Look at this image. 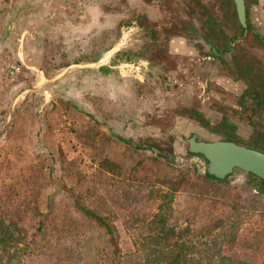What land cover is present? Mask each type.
I'll use <instances>...</instances> for the list:
<instances>
[{"label": "rangeland", "instance_id": "1", "mask_svg": "<svg viewBox=\"0 0 264 264\" xmlns=\"http://www.w3.org/2000/svg\"><path fill=\"white\" fill-rule=\"evenodd\" d=\"M67 1L66 53L42 54L45 63L41 70L17 65L10 57L0 65V222L8 225L15 239L14 246L7 247L13 254L10 264H138L140 254L133 242L156 212L158 194L174 188L175 200L183 182L197 181L205 172L204 159L186 151V143L177 135L179 128H202L264 151V108L252 121L245 114L254 102L251 79L256 81L257 75L253 72L247 84L241 82L243 92L238 96L226 90L218 97L212 89L225 87H213L210 74L205 82L202 75L195 74L205 68L207 60L214 62L206 38L217 51L229 43L230 21L220 6L225 0H199L205 10L196 0H174L166 11L149 0H124L127 9H135L138 15L155 22L164 18L178 21V26L182 20L190 29L182 50L189 53L195 49L198 54L192 59L188 54L182 60L174 57L173 68L161 73L155 65L150 68L151 63L145 68L135 64L142 60L136 54L129 61L117 57L111 63L115 52H137L147 45L149 38H144L140 27L121 20L112 28L111 22L96 19L99 11L91 5ZM110 6H102L103 11L112 12ZM224 8L230 11L232 7L229 3ZM259 24L256 22V27L262 28ZM244 45L248 46V58L257 59L251 61L252 66L263 70L259 62L264 58L258 59L252 38H246ZM103 49L109 50L102 54ZM228 55L221 54L224 63ZM102 62L109 68L97 69ZM261 75L264 85V70ZM37 76L42 82L52 79L41 89L26 91L24 98H30L26 105L35 114L14 116L17 94L38 81ZM135 95L137 100L131 105L136 114L127 101ZM34 97L37 101L33 104ZM230 103L235 107L226 111ZM202 105L217 113L228 112L236 123L228 116L224 128L213 132L210 125L220 115H203L207 107L198 110ZM163 109L186 111L165 116ZM125 121H131L132 126L127 138L116 133L126 126L122 125ZM235 124L243 128H232ZM150 144L159 145L161 152L151 151ZM108 157L120 164L107 161ZM246 174L235 171L226 178L245 176L255 187L258 181H250ZM247 199L249 196L226 214L216 215L203 201L196 206V200L181 196L170 223L187 224L192 233L212 236L226 255L248 264H264V202ZM81 206L103 216L112 226L114 252L105 229L84 215Z\"/></svg>", "mask_w": 264, "mask_h": 264}, {"label": "crops", "instance_id": "2", "mask_svg": "<svg viewBox=\"0 0 264 264\" xmlns=\"http://www.w3.org/2000/svg\"><path fill=\"white\" fill-rule=\"evenodd\" d=\"M77 1L78 2L76 6H86V4H88L91 5L92 8L98 10L99 13L96 15L97 20H101V22H104L103 20L109 21V23L111 22L113 24L112 28L115 25H119V14L115 13L114 11L104 12L102 7L112 4L114 0ZM67 3V0H0V65L4 63L3 60L7 59L6 57H10L13 59L12 61H14L17 65L19 63L21 66H24L26 68H36L37 70H41L45 63V59L42 54L51 52L66 53ZM131 26L134 25L131 24ZM108 50L109 49H103L101 50V52L103 54V52H107ZM184 54H188L187 56L192 59L198 53L195 49H193V51H190L189 53H185V51L183 50L180 54L175 55V57H180L179 59L182 60L185 56ZM210 61V59L207 60V64L205 63V68L195 70V74L197 76H203L204 82L205 78L209 74L212 77L219 75L220 67L216 62ZM134 63H140V65H142V67L144 68L147 65H150L149 62L145 60ZM105 65L106 62H102L97 64L96 67L98 69L100 67H104ZM119 65L120 64H118L116 67H118ZM106 67L109 66L106 65ZM110 67L113 68L114 65ZM151 67H153V64L150 65V68ZM40 73L41 76L44 77L43 72ZM37 77L38 81L32 83L30 88L19 91V93L17 94L14 100L15 102L17 101V107L12 109L14 116L28 117V115L30 116V113L32 114V116L35 114V111L31 110L32 107L26 105L27 101L30 99L24 98L25 96L27 97V95H25L26 91L32 89L35 90L36 88L41 89L44 87L46 81L52 79H43L42 82L40 77ZM177 78L178 80L182 81L179 75H177ZM182 78H184V75H182ZM232 79L233 78H231V80H228L227 83L234 85ZM226 87L231 88L228 84H226ZM233 87L231 89H228L229 92L237 91V89ZM21 97L23 101L22 99L19 100V98ZM136 100V95L134 97L128 98L127 100L134 114H136V108L133 109L131 102L133 101L134 103L136 102ZM35 101H37V98H32L33 104L36 103ZM152 102L154 105L155 101L152 100ZM181 106H184V102L181 103ZM203 108H206L205 111L203 110ZM198 110L204 111L203 115H207L213 118H217V116L219 115L216 111H213L208 108V106L204 105H202L201 108L199 107ZM207 116L204 117L207 118ZM124 124H126V126L120 127L118 129V132L116 133H118L123 138H127L130 136L129 129L132 128L131 121H125V123H123L122 125ZM114 144L115 142L112 141V145ZM109 145L110 142L106 144V147ZM106 159L111 163L120 164V162L118 163L117 160L113 157H108ZM181 196L185 200L193 198L194 200H196V206L201 205L203 201L204 205L209 208V211L211 213H222L223 215L226 214L228 209H231L233 206L242 203L244 197L247 198L249 196V199H247L248 202H250L251 199L254 200L258 198L262 202H264L263 194L258 192L252 185H249L245 179V176L237 175L231 180L228 177L220 180L207 177L205 176L204 172L198 177L197 181L192 180L191 183H182L177 193L178 198L174 200L173 197V211L174 208L177 207L176 202Z\"/></svg>", "mask_w": 264, "mask_h": 264}, {"label": "trees", "instance_id": "3", "mask_svg": "<svg viewBox=\"0 0 264 264\" xmlns=\"http://www.w3.org/2000/svg\"><path fill=\"white\" fill-rule=\"evenodd\" d=\"M196 1L201 10H205L203 5L199 4V0ZM225 1L226 3L220 6L223 8L222 14L230 21L228 27L232 34L241 35L243 27L236 17L233 1ZM148 2L159 5L163 11L169 10V6L171 7L174 4V0H149ZM229 3L232 7L230 11L227 10L228 8H224L225 6L229 7ZM126 4L124 0H114L109 6L111 5L110 9H112V12L114 11L119 14L120 23L123 20V24L137 25L142 29L144 38H149V42L141 51L129 52L124 50L115 52L111 63L113 64L117 60V57H122L125 62L129 61L136 54L134 55L135 57L155 65L160 73L173 68V58L183 51L184 39H188V31L190 29L187 30L184 27V21L182 20L179 21L181 22L180 26H178V21H167L165 18L156 22L152 21L145 15H138L135 9H127ZM112 6L116 8H112ZM206 40L209 42L208 38ZM185 111V109L180 111L163 109L162 114L167 116L169 113L182 114ZM193 115L199 117L196 112H193ZM187 118H190V116L188 115ZM199 119L203 120L200 117ZM177 120L179 119H176V123H178ZM181 122L184 123V119ZM212 131L217 132L218 130L217 128H212ZM192 133V130L183 127L178 129L177 135L179 138L185 139ZM227 137L226 139L230 140ZM148 147L151 151L159 153L162 150L159 145L150 144ZM204 174L207 177L214 178L206 172ZM246 175L250 181H258L257 185L255 184L256 182L254 183L255 189L264 194L262 181L251 173H247ZM174 192L175 189L171 188L168 193L164 192L158 194L159 196L157 195L160 199L156 212L148 217L144 231L140 232L138 234L139 237L134 240L135 250L140 254L138 264H248L244 260L224 254L221 244L219 245L212 236L204 235L202 234L203 232L192 233L187 224L170 223L173 212L172 201ZM79 209L84 215L89 216L105 229V232L109 236V241L113 245L114 252L116 244L114 242L112 226L107 223L103 216L90 209L84 206H81ZM14 241L15 239L8 225L0 222V264H10L13 254L7 247H13ZM3 258L4 261H2Z\"/></svg>", "mask_w": 264, "mask_h": 264}, {"label": "flooded vegetation", "instance_id": "4", "mask_svg": "<svg viewBox=\"0 0 264 264\" xmlns=\"http://www.w3.org/2000/svg\"><path fill=\"white\" fill-rule=\"evenodd\" d=\"M243 2H244V11H245V26L244 27L242 26L243 31L241 35L231 34L229 36V41H228L229 43L224 45L220 51H217L215 45L210 41L208 42V44H209V48H211L214 62H216L217 65L220 67L219 75L213 77L211 76L213 79V87L217 85L225 87V90H223V88L221 87H216L218 89V90L215 89L216 91L212 89L214 95L219 97L221 94L225 93L226 90L231 89L234 86L233 88H236L237 91L231 92V95L238 96V94H241L243 92L241 87L242 86L241 82L245 81L247 84V78L250 77V75L253 72L256 73L257 80L254 81L251 79V82H253V85H255V87L252 88L251 91L256 99L255 98L253 99L254 102L251 104L249 108L247 107V110L246 108L244 109V111L246 110L245 111L246 117H248L252 121L253 120L252 118L255 116V114L258 113L259 110L261 111L262 108H264L263 106L264 94H262L264 93V91L262 92V90L264 89L260 90V87H262L263 85L262 83L263 79L261 77L262 76L261 74L262 71L264 70V62H259L261 63L259 66L263 67V70H259L258 66H252L251 61L257 59L248 58V51H245L248 49V46L246 45L243 46V42L248 37L252 38V40L255 42V45H252V47H254L253 50L255 51V53H258V59L261 57L262 59L264 58V0H243ZM256 22L260 23L259 26L262 28L256 27ZM222 53H229L228 62L226 63L223 62L224 58L221 57ZM231 78H233L232 80L234 82V85L227 83L228 80H231ZM226 84H228L231 88H227ZM249 86L252 85L250 84ZM228 93H230L229 90ZM227 105L230 107L228 108L227 106L226 111H231V107L232 108L235 107L232 103ZM218 113L220 115V118L215 119L216 122H214V124L211 122L212 125L210 126H212L213 128H224L223 122L226 118H228V116L236 123V119H233L228 112L218 111ZM247 127L257 128L255 124H247ZM232 128H243V127L242 126L238 127V125L235 124L233 125ZM233 134L235 136L237 135L235 133ZM188 137L183 139V141L185 142Z\"/></svg>", "mask_w": 264, "mask_h": 264}, {"label": "water", "instance_id": "5", "mask_svg": "<svg viewBox=\"0 0 264 264\" xmlns=\"http://www.w3.org/2000/svg\"><path fill=\"white\" fill-rule=\"evenodd\" d=\"M232 1L237 19L244 27V2ZM192 132L185 141L186 150L204 159L207 174L221 180L235 171L251 173L262 181L264 190V151L211 135L202 128H195Z\"/></svg>", "mask_w": 264, "mask_h": 264}, {"label": "built area", "instance_id": "6", "mask_svg": "<svg viewBox=\"0 0 264 264\" xmlns=\"http://www.w3.org/2000/svg\"><path fill=\"white\" fill-rule=\"evenodd\" d=\"M14 68L12 67V70H13ZM9 72H11V70L9 71Z\"/></svg>", "mask_w": 264, "mask_h": 264}]
</instances>
